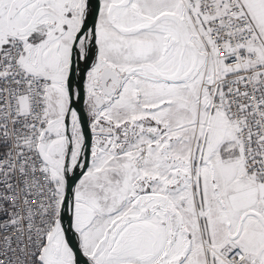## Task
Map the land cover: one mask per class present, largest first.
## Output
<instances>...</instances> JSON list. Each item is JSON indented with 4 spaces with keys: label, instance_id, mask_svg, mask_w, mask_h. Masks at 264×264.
<instances>
[{
    "label": "snow or ice",
    "instance_id": "1",
    "mask_svg": "<svg viewBox=\"0 0 264 264\" xmlns=\"http://www.w3.org/2000/svg\"><path fill=\"white\" fill-rule=\"evenodd\" d=\"M0 264H264V0H0Z\"/></svg>",
    "mask_w": 264,
    "mask_h": 264
}]
</instances>
